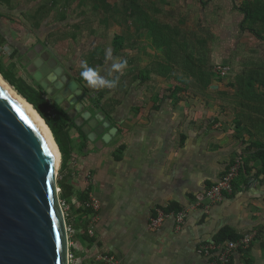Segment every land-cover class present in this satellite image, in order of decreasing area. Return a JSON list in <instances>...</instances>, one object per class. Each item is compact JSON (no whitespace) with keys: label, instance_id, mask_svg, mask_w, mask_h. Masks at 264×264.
I'll list each match as a JSON object with an SVG mask.
<instances>
[{"label":"crops","instance_id":"1","mask_svg":"<svg viewBox=\"0 0 264 264\" xmlns=\"http://www.w3.org/2000/svg\"><path fill=\"white\" fill-rule=\"evenodd\" d=\"M227 3L232 7L223 13L215 11L217 0L195 1L196 24L210 39L195 31L189 42L195 76L188 78L179 47L157 46L167 29L174 41L187 40L186 23L173 20L165 0H0V40L16 53H45L84 92L75 101L50 87L59 106L68 102L67 115L76 125L69 131L72 152L61 177L76 195L87 192L99 202L92 242H71L75 264H99L96 258L104 253L122 264H206L200 250L223 229L257 235L230 264H264V183L256 177L258 163L250 160L264 147V24H251L257 36L241 30L244 15L236 9L243 3L222 1ZM208 9L210 18L204 16ZM115 43L120 48L114 51ZM108 50L128 67L113 73L117 88L99 90L105 96L89 106L98 92L80 78V61L107 75ZM213 57L230 68L227 76H207L216 64L199 67ZM177 87L184 91L173 103L169 96ZM111 128L116 132L106 143ZM236 161L241 166L232 193L208 210L195 208V197ZM242 163L247 172H240ZM72 202L75 211L80 204ZM181 209L188 214L176 229L174 213ZM157 211L165 218L152 229Z\"/></svg>","mask_w":264,"mask_h":264},{"label":"water","instance_id":"2","mask_svg":"<svg viewBox=\"0 0 264 264\" xmlns=\"http://www.w3.org/2000/svg\"><path fill=\"white\" fill-rule=\"evenodd\" d=\"M35 65L37 78L46 76L53 89H62L60 96L83 97L78 84L51 61L41 55ZM54 100L60 105L58 97ZM115 132L111 128L103 141ZM56 158L40 122L0 81V264H70Z\"/></svg>","mask_w":264,"mask_h":264},{"label":"trees","instance_id":"3","mask_svg":"<svg viewBox=\"0 0 264 264\" xmlns=\"http://www.w3.org/2000/svg\"><path fill=\"white\" fill-rule=\"evenodd\" d=\"M240 13L244 15V21L241 25V30L248 31L254 35H256V32L251 28V24L261 23L264 24V1L262 0H253V1H246L242 4L241 7L237 9ZM163 29V28H161ZM169 33V29H167V35ZM173 31L169 33V36L165 34L164 42L157 43V46H162L163 44L165 46L168 45V43L175 46H178L185 55V62L187 63V77L188 78H194L195 72L193 67L196 64L195 58L192 56V53L190 52V49L192 47V44H188L186 41L178 43L172 39ZM257 36V35H256ZM120 48V45L115 43L114 45V51L118 50ZM199 67L203 66L205 62H198ZM0 75L3 78L4 81H6L23 99L27 101L28 104H30L35 111L38 113V115L43 119L47 127L49 128L54 141L58 147V150L61 154V166H60V177L61 174L66 170L67 163L70 159L71 152H72V142L70 138L69 131L71 128H76L75 123L69 118L67 113L61 108V106L57 105L56 103L50 104L46 99V93L41 88H33L32 86L27 85L24 81L17 80L12 73L6 71L1 62H0ZM204 75V74H203ZM183 88L177 87L175 88L171 95L169 96L171 99H173V103H177L179 100L177 98V94L183 92ZM105 92H98V98L93 101L94 106H98L100 104V100L103 99L105 96ZM79 131V129H77ZM81 137H83V134H80ZM250 160L253 162H257L259 165V168L256 171V177H262L261 181L264 183V147H258V151L250 157ZM242 169L240 172L248 171L247 163H242ZM224 176V175H223ZM222 176V177H223ZM58 188L60 189V199L64 200L70 205V210L72 209L71 206H73L72 199H76L77 203L80 204V206L75 210L76 215L78 216L75 221H72V217L68 215L66 217L67 225L72 227L75 225H79V228L82 230H78V232L75 230V233L70 236V241L73 242L74 240H80V241H87L92 242V238L89 237L87 234V227L88 222L85 223L83 218H88L92 214V211L88 208H86L85 204L89 201V194L86 193H79L78 195L75 194L73 187L70 186L67 183V179L65 177H61V179L58 181ZM73 210V209H72ZM241 236H237L234 233H232L229 229H223L221 230L217 236L214 238L215 244H221L225 241H237ZM71 251L75 252L74 248L71 247Z\"/></svg>","mask_w":264,"mask_h":264},{"label":"built area","instance_id":"4","mask_svg":"<svg viewBox=\"0 0 264 264\" xmlns=\"http://www.w3.org/2000/svg\"><path fill=\"white\" fill-rule=\"evenodd\" d=\"M213 72L220 77H225L230 72V68L222 65H216ZM240 166L241 163L239 161H236L234 164H232L224 174V176L221 177L216 184L208 188L203 194L197 195L195 197L193 206L195 208L204 207L206 210H208L210 204L218 203L222 201L225 195L231 194L233 191V181L238 176ZM60 206L65 214V217H67L70 212L68 203L60 199ZM85 206L92 211V214L88 218L89 222L87 227V234L89 236H93L94 225L97 221L99 202L93 199V197H90ZM187 214V209H181L174 213L176 229H179L184 225ZM164 218V213L161 211H157L156 216L152 217L151 219L150 227L152 229H156L161 225ZM66 229L68 237L70 239V236L75 233V230L68 225ZM256 236L257 235L255 232H249L243 234L237 241L228 240L221 244L207 243L202 246L200 251L207 258L206 264H230L234 253L248 249L254 242ZM71 245L73 246V243H71ZM73 257L74 256L72 254L69 255V260H73ZM96 261L99 264H122L120 259L111 253H104L99 255L96 258Z\"/></svg>","mask_w":264,"mask_h":264},{"label":"rangeland","instance_id":"5","mask_svg":"<svg viewBox=\"0 0 264 264\" xmlns=\"http://www.w3.org/2000/svg\"><path fill=\"white\" fill-rule=\"evenodd\" d=\"M151 1V0H149ZM192 2H190V0H165V7L167 6V10H171V16L173 17V20L176 22V20H180L182 21L181 23L185 24L187 26V33H186V37H187V43L189 44L190 40L194 39V33L196 31L197 34H199V38H203L204 40L207 38L210 39V33L209 31H201L200 26L198 24H196V20H195V14L199 12V8H197L196 10V4L195 1L196 0H191ZM222 1L224 0H217V9L215 11H219V12H223L226 13L230 7V4H225L222 5ZM243 1H247V0H235L236 2V6H240ZM253 1V0H251ZM264 1V0H262ZM171 7V8H170ZM215 8V7H214ZM205 10V9H204ZM237 10V9H236ZM210 11L211 10H207V12H203L204 16L206 18H210ZM235 11V10H233ZM128 13V12H126ZM177 13V14H176ZM213 13V12H212ZM175 16V17H174ZM175 25V24H172ZM171 25V26H172ZM262 34L264 35V32H262ZM196 37V36H195ZM209 44V41H207ZM194 46V44H192ZM67 47V46H66ZM190 51L193 53L192 48L190 49ZM40 55V51H36L34 49L26 52V53H16L14 52L10 46H8L7 44H5L4 42H2V40H0V62L3 66V68L12 73V75L20 81H24L27 85L32 86L33 88H38L41 87L45 93V99L50 103H55V97L57 96L56 92L55 93H47L48 89L50 87H52V84L50 82H48V80L46 79V76L43 77H39L37 78V75L40 72V68L37 67L35 65V61H37L41 56ZM42 55H46L45 53ZM211 57V56H210ZM37 59V60H36ZM204 67L208 66H212L214 67V64L218 65L217 63H220L219 61L214 60L213 57V62H211V60L209 59V62H207L204 59ZM208 63V65H206ZM174 65L177 66V64L175 63ZM41 66H44V61L43 63H41ZM198 66V64H197ZM229 66V65H228ZM208 73L207 76L210 77L211 74L213 73V69L212 68H208ZM1 76V75H0ZM193 82V80H192ZM44 86H46L44 88ZM98 92V91H97ZM91 94H89L88 96H90ZM98 98V94L94 93V95L92 96V98H90L91 101V105H93V101H95ZM67 101H65L64 104H62L63 106H61V108L67 113L68 109L70 110V106H67ZM71 111V110H70ZM60 165V164H59ZM57 184L58 181L61 179L60 177V168L58 170V175H57ZM61 193V192H60ZM60 195V194H59ZM70 207V205H69ZM72 209L74 206H71ZM71 211V210H70ZM72 216L74 218L77 219V215L75 213V211L72 210ZM70 213V212H69ZM71 216V214H70ZM75 225L73 226V228L78 232V230H82L81 228L77 229L79 227V225H76V223H74ZM69 243H70V255L72 254L74 256V252L71 251V247H73L71 245V241L69 239ZM75 259V257H73ZM70 260V264H75V261Z\"/></svg>","mask_w":264,"mask_h":264},{"label":"clouds","instance_id":"6","mask_svg":"<svg viewBox=\"0 0 264 264\" xmlns=\"http://www.w3.org/2000/svg\"><path fill=\"white\" fill-rule=\"evenodd\" d=\"M105 60L112 61L107 75H102L98 67L90 66L86 59L80 61L81 71L79 75L88 88L97 91L103 89L113 90L119 85V76H113V73L123 74L128 67L127 60L118 57L114 58L111 50L107 51Z\"/></svg>","mask_w":264,"mask_h":264},{"label":"bare ground","instance_id":"7","mask_svg":"<svg viewBox=\"0 0 264 264\" xmlns=\"http://www.w3.org/2000/svg\"><path fill=\"white\" fill-rule=\"evenodd\" d=\"M0 81L13 93L15 94L23 103L24 105L30 110V112L35 116V118L40 122L42 128L44 129L50 143L51 146L55 152L56 155V172H58L60 165L61 164V155L58 151L57 145L55 144L54 138L49 130V128L47 127V125L45 124V122L43 121V119L38 115V113L35 111V109L27 103V101L25 99H23L6 81L3 80V78L0 76Z\"/></svg>","mask_w":264,"mask_h":264}]
</instances>
